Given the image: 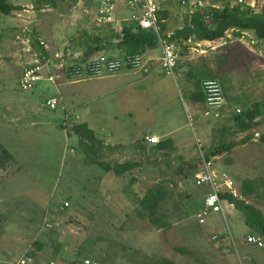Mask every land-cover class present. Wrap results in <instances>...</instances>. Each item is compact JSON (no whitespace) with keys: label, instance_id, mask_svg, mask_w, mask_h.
Masks as SVG:
<instances>
[{"label":"rangeland","instance_id":"obj_1","mask_svg":"<svg viewBox=\"0 0 264 264\" xmlns=\"http://www.w3.org/2000/svg\"><path fill=\"white\" fill-rule=\"evenodd\" d=\"M11 1L20 7L38 5V0ZM99 1L104 0H56L53 13L58 20L72 23V10L76 9L79 21L83 10L94 8ZM156 1L162 10L179 19L188 10H194L198 2L216 8L238 4L243 8L264 6V0ZM16 16L5 18L0 14V30L6 29L0 35V143L15 158L7 170L0 171V261L19 264L25 254L24 257L34 252L39 264H85V260L93 264H223L215 249L220 240L213 241V235L226 233L232 236L227 264H264V236L262 248L247 242L248 235L259 238L261 232L245 225L244 213L233 217L236 210L224 207V216L213 213L205 225L199 224V201L188 198L190 187L197 190L191 178L180 181L175 190L168 185L172 191L164 204L172 225L168 231L138 218L131 202L123 208L126 200L123 209L105 207L106 198L101 190L104 172L77 148L78 139L73 132L75 126L87 122L96 138L110 141L120 148L126 162L136 161L138 165L147 157L137 150L139 146L132 145L133 140L141 142L150 133L174 139L188 147L181 150L182 154L161 153L154 163L158 164L157 173L167 171L169 177L177 179L174 175L181 169L179 157L185 162L202 159L231 114L216 117V111H210L206 116L207 107H192L176 72L174 76L166 75L161 66L150 73L132 69L109 78L68 84H60L64 78L60 71H54V87L42 89L38 85L32 91L22 92L19 82L24 67L30 60L31 65L39 59L25 41L23 31L29 25L12 19ZM113 16L130 23L132 13L126 5L116 2ZM104 26L91 24L94 30ZM245 34L243 40L231 36L234 43L220 50L229 51L231 56L227 58L232 79L225 82L226 100L238 98L249 106L264 102V48L258 51L252 34ZM62 96L64 106L56 110L46 106V99ZM235 109L241 110L243 106ZM81 115L85 119L78 120ZM249 134L250 142L231 153L235 159L225 154L212 161V172L218 176L226 174L237 190L244 180L264 181V142L260 139L264 137V116L261 125ZM244 136H226L225 141L239 142ZM227 158L235 163L228 164ZM186 167L180 170L182 174L192 172L191 167ZM141 170L145 172V166ZM134 175L137 187L145 189L149 185L139 172L124 180L116 178L115 198L120 194L137 197L135 189L132 192L130 188ZM160 178L158 175L155 182ZM261 193L264 194V188ZM263 194L260 199L248 200L261 211ZM67 202L69 207L64 210ZM56 242L61 245V257L52 261ZM38 243L43 246L39 248ZM177 248L189 254L179 253ZM78 252L81 256L73 263Z\"/></svg>","mask_w":264,"mask_h":264},{"label":"trees","instance_id":"obj_2","mask_svg":"<svg viewBox=\"0 0 264 264\" xmlns=\"http://www.w3.org/2000/svg\"><path fill=\"white\" fill-rule=\"evenodd\" d=\"M39 3L57 5L56 0H40ZM23 10L24 8L15 6L11 0H0V14L4 16H11L13 13ZM166 15L167 13L162 10L157 14L158 33H156L155 30H142L135 22H132L131 25L125 26L121 30L116 29L113 25L107 24L98 30L99 33L97 35H87L85 42V39L83 38L82 42L81 36H79L75 38L73 43H76V46L79 48H85L81 61L90 60L95 54L108 49L118 50L122 54V58L134 55L143 56L148 50L158 49L160 47V39L166 41L173 50L175 49V45H179L181 52H184L188 47L184 46L183 42H187L189 39L201 42H216L221 39H226L230 34L234 38H240L243 33L247 32L252 34L258 51L264 48V6L260 9L251 6L243 8L239 4L235 6L226 5L223 8H216L214 5L202 7L196 6L194 12L189 15L186 20V28L175 32L170 38L164 36L165 24L162 22L166 18ZM32 42L34 48H38L40 63H45L47 57L43 56L44 51L43 48L40 47V41L36 35H33ZM179 64L177 61L174 70L176 74L178 73V68L184 66ZM183 79V87L189 94L190 102L193 104L206 106V95L203 88V84L206 81H217L221 85L223 92H226L227 90L220 72H215L207 65H203L200 69L190 68L188 73H185L183 76ZM225 101L226 104L219 113L224 115V112H228L231 114V117L227 121V125L222 129H219L216 136L217 139L206 152V155H204L202 159H198V163H194L193 167H202L203 169V159L206 162L212 163L213 160L225 154H231L236 147L250 142L252 136L249 133L253 132L261 125L264 116V102H257L247 106L238 98L230 99L227 97L226 100L225 97ZM240 105L243 106V109H239L240 112L238 113V109L235 108ZM73 132L78 139L77 148L87 156L93 165L105 171H113L114 174L119 177L132 167V163L116 165L115 167H111L104 163L102 161V142L96 138L94 132L85 124L75 126ZM240 134L245 136L239 142L225 141L226 136L235 137ZM260 139L264 142V137H261ZM155 149L157 154L164 153L167 155L168 153L173 152L174 146L172 139L159 142V144L155 145ZM180 159L181 158H179V160ZM14 162L15 158L13 154L0 143V171L7 170ZM180 170L181 169H178L175 172L174 177L177 179L169 177L170 175L168 172L163 171L160 173L161 178L158 183L153 186L142 199L139 197L137 198L138 206L135 210L137 216L141 220H148L159 230L163 229L164 231H168L172 228L171 223L167 220V210L164 208V201L172 192H170L167 183L175 190L178 188L180 181L190 178L194 180V182L196 180L195 175L197 172H194L195 174H182ZM201 187L204 186H197V188ZM262 188H264V181L244 180L238 189L240 195L239 199L234 198L227 190L220 193V198L223 202L232 204L237 210L244 213L246 226L251 229H258L261 232V236H264L263 214L257 209V207L246 204L251 198L260 199L263 194L261 193ZM210 192L211 190L209 192H204L203 195H208ZM189 197L190 196H188V198ZM193 198L195 199V194L193 195ZM67 204L68 206H64V210L69 207L68 202ZM203 207L204 203L202 206H199L197 213ZM47 226L49 227V225ZM55 244L56 245L53 248L55 255L52 257V261L61 257V248H59L61 245L57 242ZM37 246H40L39 248H41L43 244L38 243ZM176 251L183 254H189L187 251L180 248H177ZM80 256L81 253L78 252L73 263H76ZM28 257L31 258L33 260L32 263H34V253H29Z\"/></svg>","mask_w":264,"mask_h":264},{"label":"crops","instance_id":"obj_3","mask_svg":"<svg viewBox=\"0 0 264 264\" xmlns=\"http://www.w3.org/2000/svg\"><path fill=\"white\" fill-rule=\"evenodd\" d=\"M39 1L40 0H38V5L36 8H33V6L22 5L21 7L24 8L23 11L13 13V14H16L17 16L12 18V19L16 20L17 22L19 21L21 25H23V24L29 25L28 28L26 27L27 31L26 32L23 31L24 36L26 37L25 41H26V43H29L28 47L32 48V52L35 51L37 53L36 56L39 59L40 55H39V51L37 50L38 48L37 49L34 48L33 42H32L33 35H36L40 41V47L43 48V51H44L43 56L47 57V59H52L53 56L55 55L54 52L57 53L58 51H62L60 53H63L66 56L72 54V55H77V56L83 57L85 48H79L76 46V43H73V42H74L75 38L79 37V36H81V41L84 38L85 39L84 42H85L87 35L92 36V35H97L99 33L98 30H100V29L94 30L93 27L91 28V24L97 23L96 17H97L98 11L100 10L102 3L105 0L99 1L98 3H96L94 8H85L83 10V12H84L83 16L79 21L76 20L77 19L76 9H74V11L72 10V12H73L72 21H71L72 23H70V21L58 20V18L55 16L56 14L53 13V10L57 9L56 8L57 5H52L50 3H42L41 4V3H39ZM112 1L114 4L116 2H118L120 4L126 5L129 9V11H131V13L133 12L132 8L129 7L123 0H112ZM200 3L201 2H198L197 4L199 5ZM183 4H185V2H183ZM197 4H194V6L196 7ZM15 6H18V5H15ZM187 10L188 9H186V11ZM38 11H39V14H38ZM162 11L167 13L166 18L162 22L163 24H165L164 36L166 38H170L172 35L175 34V32L183 30L184 28H186V25H187L186 20H187L188 16L194 12V10H192V9H191V11L188 10L187 13L184 12L186 14L184 16H182V18L179 19L178 16L174 17L171 14V12H169L168 10H162ZM35 13H37L36 14L37 16L35 15L36 18H34V16H33V14H35ZM13 14L11 16H4V17L9 18V17H12ZM59 17H61V15ZM32 18H34V21H32ZM29 20L31 22H29ZM115 20L119 21L117 19H115ZM131 23H132V21L130 23H128V20L122 19V22H120V26H116L114 24H109V25H113L116 29L121 30L125 26L131 25ZM100 25H107V24H100ZM79 26L80 27L81 26L82 27L87 26V27L85 29H81ZM81 30H83V31H81ZM4 31L6 32V29ZM4 31L0 30V35L4 34L3 33ZM19 31H20V29H19ZM69 31H72V33H69ZM245 35L246 34L243 33L240 38L243 40ZM231 36L232 35L230 34V35H228V37L226 39H221V40L216 41V42H207V41L201 42V41H195L194 39H189L187 42L186 41L183 42V45L188 47V49L184 52H181V50H180L181 48L179 45H175L174 50H175V53L178 57V64L180 63L179 65H184L183 67L180 66L178 68V73H177V76L181 79V82L184 83L183 82L184 81L183 76L185 75V73H188L190 68L200 69V68H202L203 65L209 66L215 72H217V71L220 72L221 76L223 77L224 83L226 81L230 82L232 79V75H231L232 69L228 68L229 60L227 59L228 57H229V59L231 58L230 52L227 50H220V48L226 46L228 43L229 44L234 43L233 37H231ZM26 51L30 52L29 49ZM29 55L31 56L32 54L29 53ZM101 55H105L108 57L122 58V54L118 50L108 49V50H105L101 53L95 54L92 59H95ZM143 57H144V60L146 62V70L147 71H145V72L142 71V72L150 73V71H152L155 67H160L162 65V63H161V59H162L161 45L158 49L148 50L143 55ZM30 59H31V57H30ZM32 62L33 61L30 60L26 64V66L23 69V72L27 67H29L30 63H32ZM130 70L133 71L130 68H124L119 73H117V75L123 74L124 71H130ZM162 71H164V70L162 69ZM23 72H22V74H23ZM113 76H110V77H113ZM63 78L64 79L61 81L60 84H68L69 83L68 80L65 77H63ZM106 78H109V77H106ZM87 80L88 79H85L83 81L75 82V83H84ZM39 85H42V87H41L42 89H43V87L48 88L49 86H53V87L55 86V84H50V83H45V82L40 83ZM56 98H58V97H56ZM63 98H64V96L58 98L59 106L65 105L63 102ZM48 99H46V100H48ZM190 104L194 108L196 106H201L199 104H193L191 102H190ZM224 114H225V112H224ZM79 118L80 119H78V120L85 119L84 115H81ZM82 124H85L90 129L89 124L87 122H83ZM151 137L159 138V140L161 139L160 142L167 140L164 137H160L158 135L151 134V133L146 134L141 142L138 140H133L132 145L139 146V147H137V148H139L137 150H139L140 154L147 157V158H143L145 161H143L142 163H139L140 165H138V162H136V161H134V162L133 161H127L126 162L125 161V159H126L125 155L123 154V152H120V148H118L117 146H112L110 141H108V140L105 142V141L98 138L102 142V146H101L102 161L104 163H106L107 165H109L111 167H115L116 165H122L125 163H132L133 164L132 167L129 170H127L126 173H124L120 177L116 176L113 171L102 170L104 172V175L102 177L101 190L103 191L102 194H105V198H106L105 202H104V200H102L104 202L103 204L105 205V207H107V208L112 207V208L118 209V208H121L123 205H125L123 203V201L125 202V200H126V205L123 208H126V206H129V202H131L132 203V204H130V205H132L131 208H132V210H134L135 215L137 216L136 211H135L137 209V206H138V199L137 198L139 197L140 199H142L148 193V191L151 190L152 187L158 183L155 181H157V176L160 175L159 173H157V170H156V165H158V164L154 163V161H155V159H158V157H159L158 155L161 153L157 154L156 149H155V145L150 144L148 142L147 139L151 138ZM172 141H173V146H174L173 152L180 151V153L182 154L181 150H184L188 147L185 144L177 143V141L174 139H172ZM236 148H238V147H236ZM228 155L233 157V159H235L233 154H228ZM179 158H181L180 163L183 164V165H181V169L185 168L186 166L191 167L192 172H190L188 174H195L194 172H197L195 175V178L202 171V169H201L202 167H197V168L193 167L194 163H196V162L198 163V158L190 159V161H188V162L183 161V158L181 156ZM225 161L226 162L228 161L227 162L228 164L235 163V160H232L230 158H228ZM142 166H145V170H144L145 172H143L141 170ZM146 169H148V171H146ZM136 172L137 173L139 172L140 175L143 174L145 180L148 181L149 185L145 189H141L140 187H137L135 184L138 183V181L135 179L136 175H134L132 178V181H131L132 185H130V188L132 189V192L135 189L134 193L137 194V197L134 198L133 193H132L133 197L126 196L125 194H120L118 196V198H115L114 195L116 194V189L114 187L116 186V183H115L116 178L120 179V180H124V178L129 176V174H135ZM152 182H155V183L152 185ZM193 183H195L194 180H193ZM167 186H168V183H167ZM169 186H171V185H169ZM128 188H129V186L126 187L127 192H128ZM190 189H191L190 190L191 192H190V195H188V196H190L189 198L193 199V195L195 194V198L199 201V204L202 206L204 203L205 197L207 196V195H203V193L209 192L210 188L208 186H204L201 188H197V190H195V192L192 190L191 187H190ZM170 192H171V190H170ZM170 196H171V194H170ZM170 196L167 197V199L164 201V204H166V201L168 200V198ZM246 204H250V203L247 201ZM123 208H121V209H123ZM225 208L236 210L234 212L235 214L233 213V217L236 216V213H237V215L241 214V212L239 210H237L234 206L229 207V206L225 205ZM261 213L264 216V211H261ZM167 215H168V213H167ZM236 217H238V216H236ZM244 222H245V217H244ZM245 225H246V223H245ZM228 231H230V230H228ZM214 236L218 237L220 240L219 241L220 244H217L215 247L216 253H218L219 256L221 257V259L224 260L223 264H227L226 258L231 256V252H232L230 244H229L230 240H232V236H231V234H230V236H228V235H226V233H218L217 235L216 234L213 235V237ZM248 236H254V235L251 234ZM259 238L263 242V237L261 235ZM32 253H34V252H32ZM24 256L22 258H25ZM121 256H123V255H121ZM26 257H28V256H26ZM133 263H135V262H133ZM0 264H8V263L6 261L5 262L0 261ZM33 264H39L36 261V257L34 259Z\"/></svg>","mask_w":264,"mask_h":264},{"label":"built area","instance_id":"obj_4","mask_svg":"<svg viewBox=\"0 0 264 264\" xmlns=\"http://www.w3.org/2000/svg\"><path fill=\"white\" fill-rule=\"evenodd\" d=\"M129 7L132 8L131 21L138 24L142 30H155L158 33L157 14L161 10L160 4L156 0H123ZM196 6L202 7L200 3ZM114 3L112 0H105L98 11L96 21L99 24H114L120 26V22L116 21L113 16ZM162 48V69L166 75L174 76V70L177 65L178 57L174 50L167 44L166 41L160 39ZM83 57L77 55H64L57 53L52 59H47L45 63L35 61L25 69L20 79V89L22 92L34 90L40 83L55 84L57 77L54 71H60L61 75L71 82H80L85 79L96 78L102 79L116 75L124 68H130L139 71L146 70V62L141 55H134L125 58L108 57L101 55L95 59L81 61ZM206 95V116L210 111H216L215 116L219 117V111L224 108L226 101L221 85L217 81L209 80L203 84ZM46 106L50 110H56L59 106V100L56 97L49 98L46 101ZM239 113L240 110L238 109ZM258 136V135H256ZM150 144L157 145L160 140L156 137L147 139ZM196 186H208L211 192L205 197L204 207L197 213V220L200 225H205L208 216L213 213H218L224 216V207H233L232 204L223 202L220 198V193L228 191L234 198L239 199L240 195L235 188L233 181L226 175H216L212 172V163L206 162L203 159V169L196 176ZM65 206H68L66 203ZM213 241H219V238L214 236ZM247 242L256 245L259 248L263 247L262 240L255 236H248ZM33 260L29 257L23 258L19 264H31ZM85 264H93L90 261H85Z\"/></svg>","mask_w":264,"mask_h":264}]
</instances>
